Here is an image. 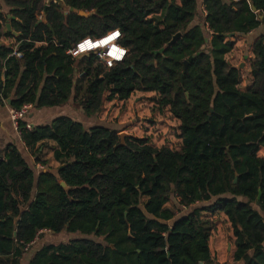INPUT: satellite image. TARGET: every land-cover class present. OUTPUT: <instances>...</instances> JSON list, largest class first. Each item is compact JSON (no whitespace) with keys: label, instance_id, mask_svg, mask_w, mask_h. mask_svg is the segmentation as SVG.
Returning a JSON list of instances; mask_svg holds the SVG:
<instances>
[{"label":"trees","instance_id":"1","mask_svg":"<svg viewBox=\"0 0 264 264\" xmlns=\"http://www.w3.org/2000/svg\"><path fill=\"white\" fill-rule=\"evenodd\" d=\"M6 1L20 36L0 25V103L64 107L85 77L79 104L92 119L106 102L153 92L180 121L182 148L133 136L121 146L119 131L67 116L32 130L20 123L29 152L54 141L61 165L37 176L16 145L0 142V264H20L44 230L76 238L42 247L29 264H219L210 240L220 214L233 228L234 262L264 264V38L253 47L248 91L227 61L233 39L261 26L264 0H64L88 16L52 4L46 23L38 21L45 0ZM116 29L128 57L114 69L68 54ZM173 199L187 213L167 208Z\"/></svg>","mask_w":264,"mask_h":264},{"label":"crops","instance_id":"2","mask_svg":"<svg viewBox=\"0 0 264 264\" xmlns=\"http://www.w3.org/2000/svg\"><path fill=\"white\" fill-rule=\"evenodd\" d=\"M45 2V1H44ZM46 5V4H45ZM15 9L10 6L6 0H0V25L4 26V31L7 33H11L14 37H19L20 34L17 33L14 28H12V20L19 21L12 12ZM45 18L41 23H46V13ZM263 22L259 28L250 32L247 35L235 37L233 41L236 42L235 48L231 54L228 56H232L231 60L227 61L228 63L240 69L242 75V82L239 86L240 90L246 92L253 85L254 78L252 76V66L255 61V56L253 54L254 44L260 39L264 38V17L262 18ZM11 26V31L7 30V25ZM15 33V34H14ZM46 43H38L37 47H46ZM247 50L251 55L244 62V54L243 52ZM243 54V55H242ZM82 78V76H81ZM3 80L0 82V95L1 90L3 88ZM2 85V88H1ZM43 86V83L40 84V88ZM156 97L157 100L155 102H147L143 99ZM159 96L157 93H134L131 98L127 101H119L113 100L111 102H106L102 112L96 118H87L81 110L80 104H75L76 100H72L64 107L60 108H52V109H36L32 106V109L29 115L24 119L23 123L30 124L34 128L40 126L50 125L55 119L61 116L71 117L76 121L81 122L86 129L94 128L97 126H106L112 130H117L121 134L123 132V126H126L129 122L131 125L134 124L135 116L139 117V121L134 124L135 132L137 130L138 137L141 138V131H146L150 135H153L154 142L158 143V139H166L167 137H172V135L168 132L169 125L172 124L176 126L178 129L177 133L180 137V121L175 119L170 111V108H167L163 111H166V115L170 116L169 120L163 121L162 113L158 105ZM10 101H4L0 103V142L2 148L9 144L16 145L21 152L24 154L28 163L32 169L36 171L37 176L40 175L46 169H50L52 171H56L60 167V163L55 160L54 153L57 150V144L54 141H45L39 145L38 155L30 153L25 143L22 141L21 134L19 129L14 125L11 120V110L12 108L9 106ZM115 107V108H114ZM155 108V109H153ZM154 117L155 120L149 121L151 124H155L154 129H149L147 124L144 123L143 119L145 117ZM107 118V119H106ZM117 119L118 121L113 122L112 119ZM170 123V124H169ZM143 129V130H142ZM161 134V137H160ZM182 148V140L179 139ZM50 147V149H48ZM40 163H37V161ZM42 164V165H41ZM46 164V165H45ZM264 218V213H261ZM227 222V226L230 228L229 238L233 239L234 233L232 225L229 219L224 215L220 214ZM215 217V216H214ZM220 235L217 238L216 243H212V238L210 240V249L212 256L217 260L219 264H226L228 261L232 262V264H239L234 262V253L236 251L235 240L228 244L227 247L224 245V238ZM76 237L73 235H69L67 233H61L56 235L52 232L42 231L39 234L38 240L36 243L24 251V254L20 260V264H29L32 260L35 253H37L42 247L47 245H59L61 243H68L69 241L75 239ZM235 238V237H234Z\"/></svg>","mask_w":264,"mask_h":264},{"label":"built area","instance_id":"3","mask_svg":"<svg viewBox=\"0 0 264 264\" xmlns=\"http://www.w3.org/2000/svg\"><path fill=\"white\" fill-rule=\"evenodd\" d=\"M45 1L47 2L48 0H45ZM44 18H45V14L42 11L38 15V20L42 22ZM117 30L118 29L108 32L101 38H91V37L85 38L79 41L77 44H75L68 51V54L71 55L72 58L74 59H78L82 56H88V55L93 54L97 57L98 62L102 64L107 70L114 69L118 64L124 63L128 57V50L121 43L123 39V35L121 31L119 30L120 34L118 37L114 39H110V36L114 34ZM81 45H85V47L81 48ZM114 49H124L126 51L124 52V55L122 58L117 59L116 57L119 55V51L114 52L113 51ZM13 56L17 57L18 59H21L23 57V54L16 50ZM31 109H32V105H25L20 110H13V109L11 110V113H10L11 120L18 129H19L20 123H23L24 119L29 115ZM147 127L149 129L151 128L154 129L155 125L151 123H147ZM26 128L28 130L34 129V127L28 123H26ZM140 132H141L140 133L141 138L148 139L150 143L153 145V142H154L153 135H150L146 131H140ZM48 232H51V231H48ZM39 234L36 237V239L30 245L27 246V248H29L30 246L36 243V241L38 240Z\"/></svg>","mask_w":264,"mask_h":264},{"label":"rangeland","instance_id":"4","mask_svg":"<svg viewBox=\"0 0 264 264\" xmlns=\"http://www.w3.org/2000/svg\"><path fill=\"white\" fill-rule=\"evenodd\" d=\"M45 4H47V2L45 1L44 2ZM65 14L68 13V10L65 9L63 11ZM243 54L245 55L244 56V62H246V59H248V57H250L251 55L249 54V51L247 52V50H245L243 52ZM242 54V55H243ZM232 59V56H228V60H231ZM83 78V77H82ZM83 81L81 82L80 86H81V91L78 93V97L76 98V102L75 104H79V102L81 101V98L84 97L85 95V86H86V81L87 79H85V77L82 79ZM144 101L146 100L148 103L149 102H155L157 100L156 97L152 96L150 98H145L143 99ZM115 108V107H114ZM155 109V108H153ZM162 113V116H163V121L165 120H169L170 119V116L166 115V111H163L161 112ZM107 119V118H106ZM139 117L135 116V121L134 124H136L138 121H139ZM155 118L152 116V117H145V119H143L144 123H150L149 121H154ZM113 122H116L118 121L117 119H112ZM134 124L131 125L130 122L126 125V126H123V132L122 133H126V134H129V135H133V137H136V138H140L138 137V133H137V130L135 132V127H134ZM154 125L157 124L156 122L153 123ZM170 124V123H169ZM143 130V129H142ZM141 131V130H140ZM178 129L176 128V126H173L172 124L169 125V128H168V132L172 135V137H167L166 139H162V138H159L158 139V143L156 142H153V145L157 148H162V147H168L170 149H173L174 151H180L181 150V144L178 140V138L180 139L178 133H177ZM160 137H161V134H160ZM48 149H50V147H48ZM42 165V164H41ZM199 206V205H198ZM167 208H176L178 210V216H181V215H184L185 213H187L188 210H186L185 208L183 207H180L178 205V202L177 200H174L171 201L169 204L166 205ZM182 210V212L180 210ZM215 224V231L212 235V243H216L217 241V238L222 235L221 237L224 238V245H227L228 244H231V242L233 240H235V238L233 237V239H230L229 238V233H230V228L227 226V222L225 221V219L222 217V215H217L215 217H212L211 218ZM233 243V242H232ZM226 264H232V262H227Z\"/></svg>","mask_w":264,"mask_h":264},{"label":"water","instance_id":"5","mask_svg":"<svg viewBox=\"0 0 264 264\" xmlns=\"http://www.w3.org/2000/svg\"><path fill=\"white\" fill-rule=\"evenodd\" d=\"M52 4H56V5H58L60 8H61V10H65V9H67L68 10V13H74V14H78L79 16H81V17H87L88 16V14L86 13V12H79L78 10H76V9H74V8H69L66 4H65V2H64V0H48L47 1V4H46V7H45V12L47 11V9L52 5ZM253 10L255 11V8H253ZM7 30L10 32L11 31V26L8 24L7 26ZM15 34V33H14ZM178 38H180V35H177L174 39H173V41L170 43V45H173V44H175V42L178 40ZM188 63L186 62L185 63V71H184V74H186L187 73V71H188ZM2 80L4 81V78H2ZM1 88H2V85H1ZM214 112V110H211V113H213ZM208 121H209V119H208ZM133 135H129V134H126V133H122V134H120V138H121V146H124L125 145V140H126V138H128V137H132ZM3 156V150L0 152V157H2ZM65 166H62L61 167V169H63ZM236 183V182H235ZM61 186L66 190V191H69L70 189L66 186V184L65 183H61ZM260 196H261V194H260ZM260 196H259V198H260Z\"/></svg>","mask_w":264,"mask_h":264},{"label":"clouds","instance_id":"6","mask_svg":"<svg viewBox=\"0 0 264 264\" xmlns=\"http://www.w3.org/2000/svg\"><path fill=\"white\" fill-rule=\"evenodd\" d=\"M119 34H120V33H119V30H117L114 34H112V35L110 36V39H114V38L118 37ZM83 47H85V45H81V48H83ZM113 51H114V52H115V51H119V55H118L116 58H117V59H120V58L123 57L124 52H125L126 50H124V49H114Z\"/></svg>","mask_w":264,"mask_h":264}]
</instances>
